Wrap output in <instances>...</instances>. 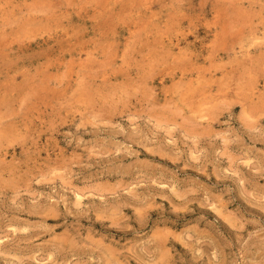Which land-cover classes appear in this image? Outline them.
Listing matches in <instances>:
<instances>
[{"label":"rangeland","instance_id":"obj_1","mask_svg":"<svg viewBox=\"0 0 264 264\" xmlns=\"http://www.w3.org/2000/svg\"><path fill=\"white\" fill-rule=\"evenodd\" d=\"M0 264H264V0H0Z\"/></svg>","mask_w":264,"mask_h":264}]
</instances>
